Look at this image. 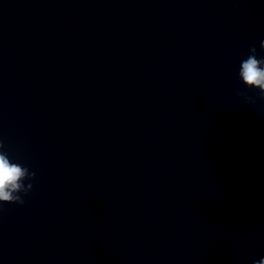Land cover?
<instances>
[{
    "label": "clouds",
    "instance_id": "obj_1",
    "mask_svg": "<svg viewBox=\"0 0 264 264\" xmlns=\"http://www.w3.org/2000/svg\"><path fill=\"white\" fill-rule=\"evenodd\" d=\"M246 11L250 12L251 9ZM260 48L264 50V40L260 42ZM238 78L246 89L258 90L259 98L264 100V57H257L255 42L250 45L249 55L240 62ZM245 99L254 102L251 97ZM35 176L34 171L9 156L5 142L0 138V211H3L5 204L24 205L23 197L33 189L31 181ZM25 181L29 182L25 184ZM253 264H264V258L254 260Z\"/></svg>",
    "mask_w": 264,
    "mask_h": 264
}]
</instances>
